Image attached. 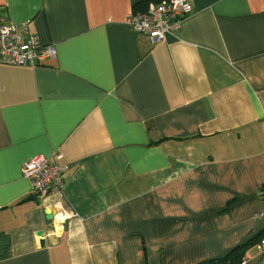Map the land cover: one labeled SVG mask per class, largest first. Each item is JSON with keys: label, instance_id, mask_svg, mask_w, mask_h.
<instances>
[{"label": "crops", "instance_id": "0c3cea01", "mask_svg": "<svg viewBox=\"0 0 264 264\" xmlns=\"http://www.w3.org/2000/svg\"><path fill=\"white\" fill-rule=\"evenodd\" d=\"M150 1L0 0L56 50L0 64V264H264V0H192L154 44ZM54 152L36 198L21 166Z\"/></svg>", "mask_w": 264, "mask_h": 264}, {"label": "built area", "instance_id": "2783aa9c", "mask_svg": "<svg viewBox=\"0 0 264 264\" xmlns=\"http://www.w3.org/2000/svg\"><path fill=\"white\" fill-rule=\"evenodd\" d=\"M192 11V0L150 1L144 9L133 12L127 24L133 32L145 35L154 44L179 30L182 21ZM55 54V47L41 42L29 30L27 22L0 23V64L34 67ZM59 158V152H54L51 156L38 155L23 162L21 174L29 180L30 193L34 197L42 199L62 189L65 166L60 164ZM255 217L264 218V210L256 212ZM59 220L63 223L64 219ZM256 247L260 252L264 251V235ZM241 264H246V259Z\"/></svg>", "mask_w": 264, "mask_h": 264}, {"label": "trees", "instance_id": "16d2710c", "mask_svg": "<svg viewBox=\"0 0 264 264\" xmlns=\"http://www.w3.org/2000/svg\"><path fill=\"white\" fill-rule=\"evenodd\" d=\"M263 190H264V188H263ZM250 243H251L250 240L246 241V242L242 243L241 245L236 246L229 253H227L226 255H224L220 258L206 260V261L201 262L199 264H239L245 247L247 245H249Z\"/></svg>", "mask_w": 264, "mask_h": 264}, {"label": "water", "instance_id": "95a60500", "mask_svg": "<svg viewBox=\"0 0 264 264\" xmlns=\"http://www.w3.org/2000/svg\"><path fill=\"white\" fill-rule=\"evenodd\" d=\"M46 218L51 219L52 218V214H46ZM38 233L40 234L41 232H38ZM40 244L43 245V241L42 240L40 241Z\"/></svg>", "mask_w": 264, "mask_h": 264}]
</instances>
